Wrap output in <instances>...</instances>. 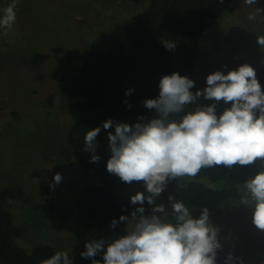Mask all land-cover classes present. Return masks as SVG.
Returning a JSON list of instances; mask_svg holds the SVG:
<instances>
[{
	"label": "rangeland",
	"instance_id": "obj_1",
	"mask_svg": "<svg viewBox=\"0 0 264 264\" xmlns=\"http://www.w3.org/2000/svg\"><path fill=\"white\" fill-rule=\"evenodd\" d=\"M13 3L16 21L0 30V205L21 229L15 243L26 250L46 243L70 252L75 201L96 176L80 167L66 141L67 128L76 117L66 102V84L77 73L89 42L116 21L144 9L147 0H0V12ZM258 8L264 10V0L256 5L232 0L225 14L203 32L194 57L199 89L205 87L208 74L227 70L225 65L232 69L264 62V46L257 42V37H264V12ZM249 14L256 18L250 20ZM195 103L212 101L201 96ZM193 107L187 105L185 112ZM262 166L264 161L257 159L247 173L237 174L241 197L225 200L211 218L222 245L217 264H224L229 253L238 258L237 264L264 262V229L254 225L251 208L241 203L244 182ZM55 173L63 179L52 187ZM197 180L213 188L225 185L207 177ZM182 183L170 192H179ZM168 196L157 197L156 203H164L170 217ZM131 223H126L127 229Z\"/></svg>",
	"mask_w": 264,
	"mask_h": 264
},
{
	"label": "clouds",
	"instance_id": "obj_2",
	"mask_svg": "<svg viewBox=\"0 0 264 264\" xmlns=\"http://www.w3.org/2000/svg\"><path fill=\"white\" fill-rule=\"evenodd\" d=\"M256 2L243 0L247 5ZM258 11L264 12L261 8ZM248 18L256 17L249 14ZM15 21L13 3L0 12V30L11 28ZM257 42L264 46V37H257ZM162 43L169 50L175 48V42ZM224 67L227 70L208 74L205 87L195 92L191 91L195 81L190 77L178 71L165 74L159 81L158 96L143 101L145 108L154 110L151 118L141 117L133 124L111 118L102 122L109 142L107 171L126 183L142 181L145 191L131 196L130 202L136 207L130 215L121 214L110 222L109 227L115 229L119 222L131 221L126 232L110 241H86L81 258H91L92 264H217L222 245L209 208L205 206L198 216L194 215L183 201L170 194L169 217L166 205L156 203V198L169 181L195 177L202 168L264 161V87L251 64ZM133 91L126 89L125 95ZM201 96L212 103L196 104ZM220 101L230 106L218 114ZM187 105L194 107L185 112ZM180 113L184 114L179 119L173 118ZM111 128L114 131H107ZM101 132L97 126L84 136V151L93 153V163L100 159L96 137ZM62 179V174L55 173L51 186ZM243 188L241 203L251 208L254 225L264 229V166L244 182ZM98 254L102 260L95 259ZM237 260L229 253L224 264H237ZM43 264H74V257L67 251H57Z\"/></svg>",
	"mask_w": 264,
	"mask_h": 264
},
{
	"label": "trees",
	"instance_id": "obj_3",
	"mask_svg": "<svg viewBox=\"0 0 264 264\" xmlns=\"http://www.w3.org/2000/svg\"><path fill=\"white\" fill-rule=\"evenodd\" d=\"M231 1L147 0L144 9L100 31L84 50L77 73L66 84V102L76 112L67 128L66 141L80 167L95 174L96 179L80 190L75 201L74 244L68 252L74 257V264H92L91 258L80 256L86 241L100 238L110 241L126 232V223L119 222L112 229L110 222L118 220L121 214L130 215L136 207L130 202L131 196L145 191L142 181L126 183L107 171L109 142L102 122L111 118L133 124L141 117L151 118L154 110L145 108L143 101L158 96L159 81L165 74L178 71L194 80V57L202 34L225 14ZM164 41L175 42V48L167 49ZM254 68L264 87V62ZM129 88L134 91L126 96L125 90ZM197 89L195 81L191 91ZM227 106L230 105L222 101L217 113ZM97 126L102 128L96 137V154L100 159L93 163L90 162L93 153L84 151V136ZM249 169L250 164L202 168L195 177L169 181L160 197L174 194L170 188L182 181L181 190L174 194L177 200L183 201L197 216L201 208L208 207L212 218L225 200L241 197L236 176ZM200 177L222 180L225 185L209 187L197 180ZM145 207H149L146 202ZM20 233L11 212L0 205V264H43L57 252L46 243L24 249L15 243ZM95 259L102 260V255Z\"/></svg>",
	"mask_w": 264,
	"mask_h": 264
}]
</instances>
